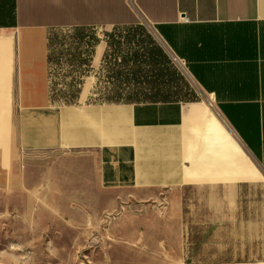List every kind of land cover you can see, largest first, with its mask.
Listing matches in <instances>:
<instances>
[{
  "label": "crops",
  "instance_id": "0c3cea01",
  "mask_svg": "<svg viewBox=\"0 0 264 264\" xmlns=\"http://www.w3.org/2000/svg\"><path fill=\"white\" fill-rule=\"evenodd\" d=\"M142 22L213 115L200 102L91 101L87 84L77 103L52 99L51 29ZM2 31L17 33L0 48V193L41 188L104 219L162 191L182 216L174 237L200 241L196 260L264 264V0H0Z\"/></svg>",
  "mask_w": 264,
  "mask_h": 264
},
{
  "label": "rangeland",
  "instance_id": "374dc122",
  "mask_svg": "<svg viewBox=\"0 0 264 264\" xmlns=\"http://www.w3.org/2000/svg\"><path fill=\"white\" fill-rule=\"evenodd\" d=\"M152 29L144 22L51 29L47 51L52 99L77 103L87 84L91 101L200 102L213 115L212 101ZM12 33L0 32V48L11 44ZM4 130L0 125V141ZM51 203L50 193L41 188L38 193L34 187L0 193V264L216 263L196 260L197 239L190 244L187 238L174 237L173 224L181 228L182 216L171 213L175 205L165 192L151 200H125L104 219L86 215L83 206ZM188 216L191 222L196 215Z\"/></svg>",
  "mask_w": 264,
  "mask_h": 264
},
{
  "label": "bare ground",
  "instance_id": "6f19581e",
  "mask_svg": "<svg viewBox=\"0 0 264 264\" xmlns=\"http://www.w3.org/2000/svg\"><path fill=\"white\" fill-rule=\"evenodd\" d=\"M175 60H177L176 58H174ZM183 65V64H182Z\"/></svg>",
  "mask_w": 264,
  "mask_h": 264
},
{
  "label": "built area",
  "instance_id": "2783aa9c",
  "mask_svg": "<svg viewBox=\"0 0 264 264\" xmlns=\"http://www.w3.org/2000/svg\"><path fill=\"white\" fill-rule=\"evenodd\" d=\"M182 62V61H181ZM183 63V62H182Z\"/></svg>",
  "mask_w": 264,
  "mask_h": 264
}]
</instances>
